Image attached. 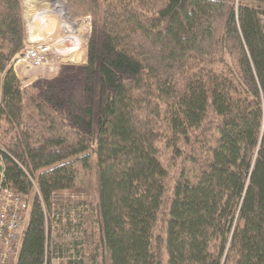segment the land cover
<instances>
[{"label":"trees","instance_id":"trees-1","mask_svg":"<svg viewBox=\"0 0 264 264\" xmlns=\"http://www.w3.org/2000/svg\"><path fill=\"white\" fill-rule=\"evenodd\" d=\"M70 4L92 17L84 85L22 89L20 0H0V185L29 203L14 264H264V0ZM92 168L86 255L44 209Z\"/></svg>","mask_w":264,"mask_h":264},{"label":"rangeland","instance_id":"rangeland-1","mask_svg":"<svg viewBox=\"0 0 264 264\" xmlns=\"http://www.w3.org/2000/svg\"><path fill=\"white\" fill-rule=\"evenodd\" d=\"M51 0H20L21 5V19L23 22L24 36L23 46L42 43L49 40H53L52 37H56L62 30L66 28V22L59 16L55 17L50 13H41L44 9L50 10L52 4ZM62 5L63 13L69 17L72 22H76L79 33L77 37H82L85 27L88 30V35L84 38L82 47L78 48V44L73 42L72 36H69L64 44H69V50L63 52L58 48V53L61 54V61L56 63V67L52 70L49 69H30L25 70L23 67L14 69L16 79L19 86L23 89L31 86L34 83L50 84L59 80L74 79L80 87L84 85V67L87 62V43L90 39L92 30L91 22L92 17L90 15L83 14L82 16L74 17L73 10L71 8L70 0H56ZM49 8V9H48ZM53 8V7H52ZM51 11V10H50ZM86 21V25L81 24ZM82 25V26H81ZM72 30H75L73 27ZM76 36L74 38H76ZM66 49V48H65ZM28 116L30 114L28 113ZM94 132L96 131L97 124V104L94 105L93 113ZM1 150H3L0 147ZM170 158V152L164 149L160 145V160L164 166H168ZM174 175L176 173L175 167L169 169ZM50 210L55 212V217L52 219V235L59 243L66 245H72V241L76 244H80L84 253L90 254L92 251L98 249L97 240V228L95 224V206H96V194H95V172L94 169L89 171H80L74 187L71 190L61 191L56 193L50 201ZM73 209L74 213H70ZM70 213V215H69ZM71 216H74L76 222V236L71 238L72 224L70 228H67L69 222H72ZM71 230V232H70ZM70 232V233H68ZM90 250V252H89ZM99 251V249H98ZM101 253V252H100ZM95 259L96 264L102 263V256L97 252ZM61 261L59 262V264Z\"/></svg>","mask_w":264,"mask_h":264},{"label":"built area","instance_id":"built-area-1","mask_svg":"<svg viewBox=\"0 0 264 264\" xmlns=\"http://www.w3.org/2000/svg\"><path fill=\"white\" fill-rule=\"evenodd\" d=\"M50 3H53L50 8L51 11L44 9V11L41 13H50L55 15V17L59 16L60 18L64 19L66 22L65 30H62V33L59 30L58 35L56 37H52L53 40L25 45L22 47V49L16 55H14L8 63L7 67L11 68L13 72L15 71L14 69H17L18 67H23L25 70H52L56 67V63L61 61L60 56L62 53H58V48L60 47V50H63V52L69 50V47L72 48L69 44H64L69 36H72L73 42L78 44L77 49L82 47L84 38L88 35V30L85 27H82L84 29V33L82 34L81 38L80 36L77 37L76 31L79 33V30L76 22H72L69 17L64 15L63 10H61L63 7L58 1L51 0ZM86 23V21H83L81 24L84 26ZM262 26L264 29V17H262ZM73 27L75 30H72ZM75 36L76 38H74ZM44 210L46 215H48L47 219L50 225V240L59 246L61 243L56 241L52 235L53 226L51 221L55 217V212L52 211L50 214L46 209ZM73 211H76V209H73L70 213H74ZM28 214L29 203L26 201V199L21 194L14 192L10 188L0 185V264L15 263L26 229ZM71 218L72 222H69L66 225L67 228H70V225L72 224V233H70L71 230L68 233H70L71 238H75L76 222L74 221V216H71ZM74 246H76V242L72 241V245L70 247L71 252H74ZM72 255V258L74 257L72 261H74L75 256L73 253ZM60 261V264H67L69 259L66 257L64 258L63 256L60 258H52L51 264H59Z\"/></svg>","mask_w":264,"mask_h":264}]
</instances>
